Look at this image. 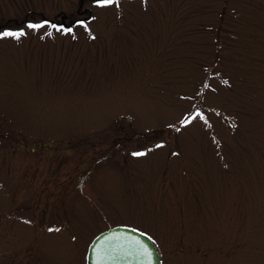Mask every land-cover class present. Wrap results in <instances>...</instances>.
I'll return each instance as SVG.
<instances>
[{"label":"rangeland","instance_id":"1","mask_svg":"<svg viewBox=\"0 0 264 264\" xmlns=\"http://www.w3.org/2000/svg\"><path fill=\"white\" fill-rule=\"evenodd\" d=\"M5 27L0 264H87L117 224L162 264H264V0H0Z\"/></svg>","mask_w":264,"mask_h":264},{"label":"water","instance_id":"2","mask_svg":"<svg viewBox=\"0 0 264 264\" xmlns=\"http://www.w3.org/2000/svg\"><path fill=\"white\" fill-rule=\"evenodd\" d=\"M135 229L115 225L97 234L89 244L87 264H162L160 252L152 239L144 236L143 230L136 232ZM140 240L151 250L150 256L140 250L137 244Z\"/></svg>","mask_w":264,"mask_h":264},{"label":"snow or ice","instance_id":"3","mask_svg":"<svg viewBox=\"0 0 264 264\" xmlns=\"http://www.w3.org/2000/svg\"><path fill=\"white\" fill-rule=\"evenodd\" d=\"M95 4L98 6H107L111 5L113 3L119 5L120 0H94ZM77 24L87 26V21L86 20H77ZM46 25H50L54 29H59L63 30L65 32H71L73 31L72 28L65 26L63 24H54L53 21L51 20H46V19H41V20H28L27 21V28L28 29H41ZM90 30V29H89ZM27 35V30L23 27H5L3 30H0V38L4 37H13L16 39H19L23 36ZM94 35V34H93ZM227 83V81H225ZM197 116L204 117V113L200 111L199 109L194 110L193 113H190L186 116V118L182 121L184 124H189L193 119H195ZM206 119V117H205ZM164 144V141H161L159 145H154V147H160ZM149 152V149L144 148L139 151L133 152V155L135 156H144ZM136 232H140L141 229L137 228L135 229ZM144 236H148V233H144ZM135 239V238H133ZM137 244L140 246V250L144 253L150 256L151 250L147 247L146 244L142 240L137 241ZM99 254V253H98ZM106 254V253H105ZM100 259H103V256L99 257Z\"/></svg>","mask_w":264,"mask_h":264}]
</instances>
